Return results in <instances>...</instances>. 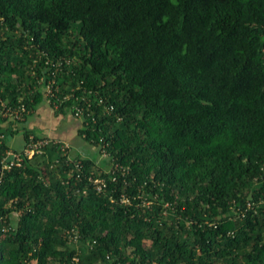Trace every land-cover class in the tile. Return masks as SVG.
<instances>
[{"label": "trees", "instance_id": "1", "mask_svg": "<svg viewBox=\"0 0 264 264\" xmlns=\"http://www.w3.org/2000/svg\"><path fill=\"white\" fill-rule=\"evenodd\" d=\"M0 264H264V0H0Z\"/></svg>", "mask_w": 264, "mask_h": 264}, {"label": "rangeland", "instance_id": "2", "mask_svg": "<svg viewBox=\"0 0 264 264\" xmlns=\"http://www.w3.org/2000/svg\"><path fill=\"white\" fill-rule=\"evenodd\" d=\"M43 108V107H42ZM51 115V114H50ZM52 118H53V115H52ZM31 123V122H30ZM29 123V125H30ZM78 124H79V120H77L76 118H73V117H64L60 122L57 123V125L53 124L54 125V128L57 130V132H63V131H70L71 132V136L68 137V140H66L71 146H74V153L76 154V152L79 154L82 152V148L83 145H84V150H86L87 154L88 155V151L87 149H91V151L93 150V148H91V146H89V144L85 143L81 138H79L76 134H77V127H78ZM22 123H17V124H14V126L18 127V126H21ZM37 127V126H35ZM36 131L37 132H41L42 134H44L45 132L42 131L41 129L39 128H36ZM76 136V137H75ZM10 141H11V144H18V146L20 147L21 146V143L23 141V133L20 131L17 135H14V136H11L9 137ZM83 150V151H84ZM30 155V156H29ZM28 156L29 157H32V153H30ZM106 157V154L105 153H102V155L98 156V161L100 162L102 159H104ZM147 243H151V241H147Z\"/></svg>", "mask_w": 264, "mask_h": 264}, {"label": "crops", "instance_id": "3", "mask_svg": "<svg viewBox=\"0 0 264 264\" xmlns=\"http://www.w3.org/2000/svg\"><path fill=\"white\" fill-rule=\"evenodd\" d=\"M60 121V119L57 121L55 120L53 110L45 107L44 109L38 111L30 124H32V126H37L39 129L44 131V134L47 136L68 140V137L72 135L70 131L66 130L63 132H57V130L54 128L53 124L57 125V123Z\"/></svg>", "mask_w": 264, "mask_h": 264}, {"label": "built area", "instance_id": "4", "mask_svg": "<svg viewBox=\"0 0 264 264\" xmlns=\"http://www.w3.org/2000/svg\"><path fill=\"white\" fill-rule=\"evenodd\" d=\"M49 142H50V139H42V140L34 141L30 146H28L25 149V154L28 156L30 153H32V155H34L35 153H39V152L41 153L42 147L48 144ZM8 157H11V158L8 159ZM8 157L4 159V166L7 168H10L14 164H20V161L22 159L20 155L15 154L11 151H9ZM95 183L97 184V189L101 190L102 186L100 183H102V181L96 180Z\"/></svg>", "mask_w": 264, "mask_h": 264}]
</instances>
